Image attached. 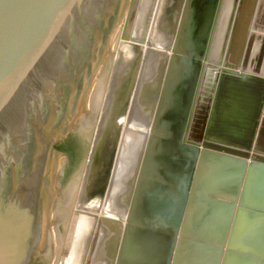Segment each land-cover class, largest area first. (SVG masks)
Listing matches in <instances>:
<instances>
[{
    "label": "water",
    "instance_id": "water-1",
    "mask_svg": "<svg viewBox=\"0 0 264 264\" xmlns=\"http://www.w3.org/2000/svg\"><path fill=\"white\" fill-rule=\"evenodd\" d=\"M221 1L137 0L101 103L128 0H0V264H57L82 172L59 264L104 249L106 264H133L127 247L149 236L166 240L158 264H174L188 245L177 235L216 221L224 238L237 204L262 256L248 264H264L261 55L251 72L210 60ZM137 106L147 134L127 161L125 205L82 210L91 192L114 202Z\"/></svg>",
    "mask_w": 264,
    "mask_h": 264
},
{
    "label": "bare ground",
    "instance_id": "bare-ground-1",
    "mask_svg": "<svg viewBox=\"0 0 264 264\" xmlns=\"http://www.w3.org/2000/svg\"><path fill=\"white\" fill-rule=\"evenodd\" d=\"M143 2L144 5H147L149 0H143ZM136 4L137 0H132L128 18L123 30V37L125 38L131 30ZM143 13L144 11L141 10V13L138 15V22ZM209 46L210 49L208 56L210 57V60L212 59L213 61H216L222 57L223 62H242L240 63V66L238 64V67L239 70H241L240 67L245 64V68L243 69L244 72H248L250 69L254 70L256 68L255 66L259 55H261V58L258 61L260 66L259 73L260 75H264V0H222L216 19L213 23V33ZM123 50L125 54L127 52L130 53L127 46H125ZM245 58L248 63L245 62ZM250 62L252 63L251 67L249 66ZM152 67L153 66L150 64L147 65L146 73L148 75L150 74ZM125 68L124 64H122V68L120 66L121 71ZM108 82H106L107 84L105 85L104 92L106 91ZM143 111L142 107L139 106L135 109V121L133 122L132 128L126 133L124 144H122V155L124 154V156L121 162V168H119L121 179L116 184L117 189L114 197V202L116 203L107 202L104 206L103 204L101 205L102 201L98 198L96 200H89V202L85 201L81 203L80 208L82 210L88 209L94 212L99 211L100 214L105 215L109 213H116L117 215L119 209L121 212V209L125 205L124 201L126 192L128 188L131 189L130 177L127 178L130 173V165L126 168L128 164L127 161L129 159L131 160V157L134 156L137 158L138 164L141 156V146L147 134V129H144V126H146L145 122L147 116L146 113H143ZM126 140H130L131 142L128 141L127 144H125ZM110 194L111 193H108V196H110ZM97 205H101V207L97 208ZM104 207L110 209L109 212L106 211ZM115 208L116 212L114 211ZM125 215L126 213L123 214L122 219H124ZM69 224H71V220ZM69 226L70 225L66 228L67 231H69ZM84 227H86V221L83 218L77 220L76 234H78L80 229ZM106 231H110V228L106 229ZM104 251L105 249L103 252L94 256L90 264H106L107 256Z\"/></svg>",
    "mask_w": 264,
    "mask_h": 264
},
{
    "label": "crops",
    "instance_id": "crops-1",
    "mask_svg": "<svg viewBox=\"0 0 264 264\" xmlns=\"http://www.w3.org/2000/svg\"><path fill=\"white\" fill-rule=\"evenodd\" d=\"M240 63L242 62H238L239 66L241 65ZM241 193L242 190L240 191L239 198ZM237 206L238 204L233 212L231 222L224 238L217 232L216 221L212 224L213 233L197 231L196 234L177 235V247L179 246L177 245L178 243H185L188 245L181 246L182 257L179 261L175 260L174 264H248V256L262 259L261 253L248 252V241L255 242L257 238H248V213H237ZM244 207L248 210V205ZM139 223L146 225V222ZM184 225H186L185 222ZM187 225H189V223ZM208 225L209 224L198 220L197 228ZM133 242V245L127 247L131 250L133 264H158L157 244L165 243V237H136ZM218 243H223L221 248L217 245ZM189 244H196V246H189ZM175 252L176 250L174 253ZM127 264H129V261H127Z\"/></svg>",
    "mask_w": 264,
    "mask_h": 264
},
{
    "label": "rangeland",
    "instance_id": "rangeland-1",
    "mask_svg": "<svg viewBox=\"0 0 264 264\" xmlns=\"http://www.w3.org/2000/svg\"><path fill=\"white\" fill-rule=\"evenodd\" d=\"M131 2H132V0H128V2H127V6H126V9H125V13H124L123 21H122V24H121V28H120V32H119V36H118L117 43H116V47H115V51H114V56H113V58H112V62H111V66H110V69H109V73H108V77H107L106 82L109 81V77H110V75H111V71H112V68H113V65H114V60H115V58H116L117 49H118V46H119V41H120L121 39H124V38H125V37H123V30H124V27H125V24H126V20H127V18H128V13H129V10H130ZM242 57H243V56H242ZM106 84H107V83H106ZM106 84H105V85H106ZM104 94H105V92H103L102 99H101V103H102V101H103ZM101 103H100V106H101ZM99 110H100V107H99ZM99 110H98V111H99ZM98 117H99V114H97V118H96L95 124H96V122H97ZM94 126H95V125H94ZM90 145H91V141H90V144H89V147H88V151H87L86 158H87L88 153H89V151H90ZM85 160H86V159H85ZM82 176H83V172L81 173V177H80L81 180H82ZM81 180H80V183H79V187L77 188V192H76V195H75L74 203H73L72 210H71L70 217H69V222H70V220H71V216L73 215V212H74V210H75V208H76V205H77L78 199L80 198V191H79V189H80ZM98 198L101 199V201H102V202H101V205H102V204L104 203L105 198H106V193H104V194H100V193H97V192H91V193H90V194L84 199V202H85V201L89 202V200H96V199H98ZM101 205H99V206L97 205V208H100ZM93 206H94V205H93ZM93 206H92V207H93ZM98 214H99V213H98ZM69 222H68V224H67V228H68V225H70ZM66 234H67V229H66V232H65V235H64V239H63V242H62V246H61V250H60V253H59V257H58L57 264H59L60 259H61V256H62V249H63L64 244H65V237H66Z\"/></svg>",
    "mask_w": 264,
    "mask_h": 264
}]
</instances>
